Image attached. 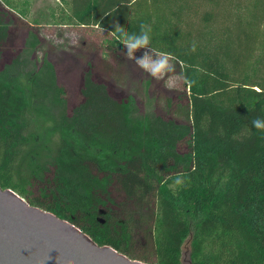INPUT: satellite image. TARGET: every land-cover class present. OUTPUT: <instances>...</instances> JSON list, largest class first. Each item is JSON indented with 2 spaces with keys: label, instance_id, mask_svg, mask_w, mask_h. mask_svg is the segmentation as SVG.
<instances>
[{
  "label": "trees",
  "instance_id": "16d2710c",
  "mask_svg": "<svg viewBox=\"0 0 264 264\" xmlns=\"http://www.w3.org/2000/svg\"><path fill=\"white\" fill-rule=\"evenodd\" d=\"M54 1L0 0V58L15 49L0 62V186L132 259L181 264L189 239V264H264V131L251 126L264 119V54L242 70L246 16L218 32L206 9L201 35L183 29L193 0ZM45 22L106 36L38 60ZM142 23L176 58L182 89L126 58L114 27Z\"/></svg>",
  "mask_w": 264,
  "mask_h": 264
},
{
  "label": "water",
  "instance_id": "95a60500",
  "mask_svg": "<svg viewBox=\"0 0 264 264\" xmlns=\"http://www.w3.org/2000/svg\"><path fill=\"white\" fill-rule=\"evenodd\" d=\"M0 264H153L132 259L0 186Z\"/></svg>",
  "mask_w": 264,
  "mask_h": 264
},
{
  "label": "rangeland",
  "instance_id": "374dc122",
  "mask_svg": "<svg viewBox=\"0 0 264 264\" xmlns=\"http://www.w3.org/2000/svg\"><path fill=\"white\" fill-rule=\"evenodd\" d=\"M146 4L149 3V0H144ZM219 3L222 2V5L213 4L209 5L206 0H193L191 5V10H195L196 16L190 18V22L188 25L184 26V30H191L194 33H199L203 35V31L209 29L211 25H205L199 20L200 14L206 9L217 13V19L215 20L212 27L219 32L218 29H223L227 26L232 27V24L235 23V12H241L246 16L247 21L243 23V27L247 31L246 36L242 40V54H246V58L242 64V70H248L251 66V62L253 61L256 54H264V17L258 16L257 19L250 18V14L254 6V0H218ZM261 6L256 9L260 12L258 14L264 13V0H261ZM54 0H37L35 3L33 10H46L47 5H54ZM154 7H150L151 11ZM155 13V12H154ZM39 32L41 36L44 38V43L40 47V49L36 52V57L38 60L41 59L42 55L51 49H53L54 53H58L60 51H73L75 49L80 48L81 43H86L88 47L99 46L102 44V40L104 39L105 32L98 29H89L85 27H70V26H57L54 24H46V22L39 28ZM236 33L234 31L233 35ZM4 52L1 55L0 62H5L8 60L10 56L14 55L15 49H11L10 47H6ZM144 49H140L137 51L136 56L140 57L144 53ZM251 61V62H250ZM250 62V63H249ZM254 62V61H253ZM252 62V63H253ZM264 63V60H262ZM127 79H129V73L125 75ZM125 78V79H126ZM259 79L260 81H264V67L259 70ZM163 86L168 88H183V81L177 75V73L170 74L168 77L162 79ZM135 84L133 81H130L128 87L126 88L127 92L134 91ZM138 90L140 93V97L143 102L141 104V109L147 108L149 106L150 101L147 102L145 92L143 88L138 86ZM158 92L165 93L162 88H157ZM124 93L123 95H125ZM121 93H117V97L123 96ZM116 96V95H115ZM189 239H186L182 245L181 251V264H189Z\"/></svg>",
  "mask_w": 264,
  "mask_h": 264
},
{
  "label": "clouds",
  "instance_id": "9594fccd",
  "mask_svg": "<svg viewBox=\"0 0 264 264\" xmlns=\"http://www.w3.org/2000/svg\"><path fill=\"white\" fill-rule=\"evenodd\" d=\"M140 31L138 34H129L125 31L124 27L116 25L115 34L117 39L126 48V58L134 60L136 65L146 72L154 79L161 80L168 77L170 74L176 72V63L173 61L176 59L172 54L166 52H159L152 48L151 45V26L148 24H140ZM195 43H193L191 51H195ZM144 49L142 56L137 57L138 50ZM252 128L264 131V119L254 118L251 121ZM174 183L181 185L183 183L182 175H177Z\"/></svg>",
  "mask_w": 264,
  "mask_h": 264
}]
</instances>
